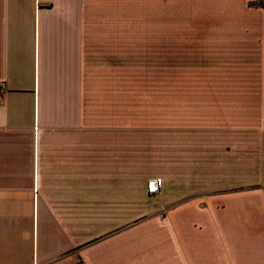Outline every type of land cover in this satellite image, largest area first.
Wrapping results in <instances>:
<instances>
[{
	"label": "crops",
	"instance_id": "obj_1",
	"mask_svg": "<svg viewBox=\"0 0 264 264\" xmlns=\"http://www.w3.org/2000/svg\"><path fill=\"white\" fill-rule=\"evenodd\" d=\"M132 6L0 0V264H264V0Z\"/></svg>",
	"mask_w": 264,
	"mask_h": 264
},
{
	"label": "rangeland",
	"instance_id": "obj_2",
	"mask_svg": "<svg viewBox=\"0 0 264 264\" xmlns=\"http://www.w3.org/2000/svg\"><path fill=\"white\" fill-rule=\"evenodd\" d=\"M134 10L123 23V30L134 35H160L161 7L168 10L169 36L197 37L200 41L211 35H223V28L209 25L210 0H129ZM134 1V2H133Z\"/></svg>",
	"mask_w": 264,
	"mask_h": 264
},
{
	"label": "built area",
	"instance_id": "obj_3",
	"mask_svg": "<svg viewBox=\"0 0 264 264\" xmlns=\"http://www.w3.org/2000/svg\"><path fill=\"white\" fill-rule=\"evenodd\" d=\"M4 93V88L0 86V95ZM162 187V181L160 179H154L148 184V193L151 195H156L160 192Z\"/></svg>",
	"mask_w": 264,
	"mask_h": 264
}]
</instances>
